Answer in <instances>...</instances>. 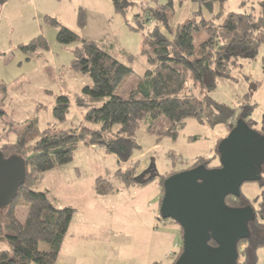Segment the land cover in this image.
<instances>
[{
  "label": "trees",
  "instance_id": "16d2710c",
  "mask_svg": "<svg viewBox=\"0 0 264 264\" xmlns=\"http://www.w3.org/2000/svg\"><path fill=\"white\" fill-rule=\"evenodd\" d=\"M111 1L119 14L127 13L134 5L131 0ZM152 1V6L140 7L141 12L134 16L137 23L135 30L141 31L148 23L151 26L144 34L143 49L150 67L127 90L123 86L133 75L131 68L118 62L94 41L81 39L55 19L47 17V21L58 28L59 43L81 44L75 50L73 68L89 75L93 84L83 90L84 98L91 102L107 100L102 107L92 108L86 113L85 122L89 126L59 129L56 127L66 122L70 108L69 98L59 96L53 111L54 123L40 130L37 119L28 121L16 133L15 143L0 147L6 159L18 157L25 166L24 182L9 204L0 208V240L10 245L9 250L0 251V264L57 263L75 209H59L56 199L48 192L33 189L39 186L43 173L71 163L80 145L99 147L104 149L105 154L116 156L120 167L114 179L125 187H133L160 178L154 174L142 183L138 179L139 162L132 161L134 152L139 149L137 131L145 120H148L147 131L159 140L166 137L176 139L189 118L200 124L224 125L229 131L239 121H244L253 129L251 117L255 106L250 103L242 105L241 112L236 116V110L217 103L211 94L217 89L220 79L232 78L230 71L233 68L240 67L244 60L257 58L262 42L258 40L255 43L252 33L264 31V2L260 4L259 14L254 15L225 12L227 0H191L198 5V12L173 29V1ZM7 2L0 0V6ZM204 12H208L211 19L206 20ZM79 26H86V15L82 9ZM201 32L206 37L196 45L195 38L201 36ZM48 48L45 37L39 35L27 45L20 46L19 50L33 55ZM233 120L235 123L231 125ZM92 124L100 125V128H92ZM256 131L264 135V124ZM110 133L114 134V138L108 141L106 136ZM214 158H199L189 169L200 165L211 168ZM127 163L130 165L126 171L122 170V164ZM169 177L161 178L160 205L164 182ZM257 183L262 193L254 200L248 199L242 191L238 197L226 198L230 207L251 206L257 213L256 220L249 224L250 237L238 244L237 264H258V252L264 247V164L262 177ZM95 187L100 195L116 191L111 182L102 178L97 179ZM21 208L28 210L23 222L18 217ZM180 231L183 237L181 227ZM210 244L216 245L213 241ZM182 251L183 243L172 264Z\"/></svg>",
  "mask_w": 264,
  "mask_h": 264
},
{
  "label": "rangeland",
  "instance_id": "374dc122",
  "mask_svg": "<svg viewBox=\"0 0 264 264\" xmlns=\"http://www.w3.org/2000/svg\"><path fill=\"white\" fill-rule=\"evenodd\" d=\"M131 1L134 5L125 14L116 13L111 0H9L6 7H0V146L15 143L16 133L28 121L37 119L40 130L54 123L53 111L59 96H66L70 101L67 120L56 127L59 129L89 126L85 122L86 113L92 108L102 107L107 100L91 102L84 98L83 90L93 84L89 75L73 68L75 50L81 44L59 43L58 28L52 26L47 17L55 19L81 39L94 41L118 62L131 68L133 75L125 82L124 90L130 89L136 78L144 76L150 67L143 54L144 34L151 26L148 23L141 31L135 30L137 23L134 16L141 12L140 7L152 6L154 2ZM154 1L165 3L169 0ZM172 1L175 6L171 22L173 29L191 19L193 13L199 10L198 5L191 0ZM262 2L264 0H227L225 12L258 15ZM81 9L86 15L84 28L79 26ZM211 17L208 12H204L206 20ZM39 35L45 37L48 50H40L33 55L19 50L20 46L27 45ZM263 36V30L252 33L255 43L258 40L262 42L257 58L244 60L240 67L233 68L230 71L232 78L220 79L217 89L211 94L217 103L236 110V116L241 112L242 105L250 103L255 106L251 117L255 130L262 129L264 124ZM205 37L206 34L201 32V36L195 38L196 45ZM234 123L235 120L231 125ZM147 124L148 120L142 122L137 131L136 143L139 149L134 152L132 161L139 162L137 172L140 168L144 172L142 174L155 171L160 177L143 185L149 196L150 210L154 212V217L160 219V202L153 195L160 194L161 178L189 169L199 158L215 157L210 167H219L220 156L217 150L230 131L224 125L200 124L189 118L176 139L166 137L159 140L147 131ZM91 127L99 129L100 125L92 124ZM116 130L117 127L113 133ZM113 133L106 136L108 141L114 138ZM81 148H77L71 163L43 173L39 186L33 189L56 196L60 203L57 204L59 209L68 207L61 204L63 202L77 203L80 198L78 196H83L92 186L90 180L93 175L96 177L95 186L97 179L102 178L111 182L115 189H125L123 184L114 179V173L120 167L115 157H108L105 161L99 153V147L90 151ZM128 165L123 164L121 169L126 171ZM59 170L63 177L57 175ZM3 189L5 191L0 190V208H5L11 197L10 190ZM241 191L248 199L254 200L261 195L262 188L258 183H246ZM128 199L126 191L119 200L112 198L108 202L116 204L128 202ZM27 211V208H21L18 212L22 222ZM168 222L173 227H179L171 220ZM9 248L7 242L0 240V251ZM258 253V264H264V247ZM163 264H170V261L164 260Z\"/></svg>",
  "mask_w": 264,
  "mask_h": 264
},
{
  "label": "water",
  "instance_id": "95a60500",
  "mask_svg": "<svg viewBox=\"0 0 264 264\" xmlns=\"http://www.w3.org/2000/svg\"><path fill=\"white\" fill-rule=\"evenodd\" d=\"M217 151L219 167L200 165L164 182L161 218L176 222L183 232V251L174 264H237L238 244L250 237L249 224L256 220V210L230 207L226 198L240 196L244 184L261 179L264 135L239 121ZM24 177L22 159H6L0 152V190H10L9 202Z\"/></svg>",
  "mask_w": 264,
  "mask_h": 264
},
{
  "label": "crops",
  "instance_id": "0c3cea01",
  "mask_svg": "<svg viewBox=\"0 0 264 264\" xmlns=\"http://www.w3.org/2000/svg\"><path fill=\"white\" fill-rule=\"evenodd\" d=\"M8 2L0 7H6ZM79 147L83 151L96 149L95 146ZM99 153L105 161L108 157L117 159L102 149ZM142 173L140 168L138 175ZM154 174L157 173L147 171L140 181L144 183ZM57 175L63 177L60 170ZM95 178L93 175L92 186L83 196H78L77 203H61L74 208L75 214L56 264H163L164 260L172 264L182 244L180 227H173L169 220L154 217L146 188L143 185L124 186L125 189H116L112 194L100 195L95 189ZM126 191L128 202H108L112 198L119 200ZM161 191L162 188L159 195H153L158 202ZM56 202L60 204L57 199Z\"/></svg>",
  "mask_w": 264,
  "mask_h": 264
}]
</instances>
